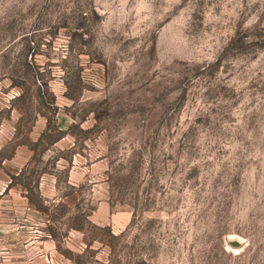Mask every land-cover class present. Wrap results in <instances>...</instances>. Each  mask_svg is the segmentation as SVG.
<instances>
[{"label":"rangeland","instance_id":"1","mask_svg":"<svg viewBox=\"0 0 264 264\" xmlns=\"http://www.w3.org/2000/svg\"><path fill=\"white\" fill-rule=\"evenodd\" d=\"M0 264H264V0H0Z\"/></svg>","mask_w":264,"mask_h":264}]
</instances>
